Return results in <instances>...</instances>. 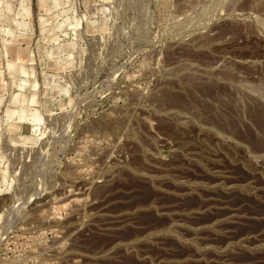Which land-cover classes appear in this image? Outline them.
Segmentation results:
<instances>
[{
    "label": "rangeland",
    "instance_id": "1",
    "mask_svg": "<svg viewBox=\"0 0 264 264\" xmlns=\"http://www.w3.org/2000/svg\"><path fill=\"white\" fill-rule=\"evenodd\" d=\"M0 6V264H264V0Z\"/></svg>",
    "mask_w": 264,
    "mask_h": 264
},
{
    "label": "bare ground",
    "instance_id": "2",
    "mask_svg": "<svg viewBox=\"0 0 264 264\" xmlns=\"http://www.w3.org/2000/svg\"><path fill=\"white\" fill-rule=\"evenodd\" d=\"M64 1L65 0H56V2H58V4L61 2V3H64ZM0 3H1V0H0ZM4 4V3H3ZM1 7V6H0ZM2 10H3V8H2ZM1 10V11H2ZM16 13V12H15ZM74 23V22H73ZM65 24V23H64ZM68 27V26H67ZM73 28V27H72ZM75 28V27H74ZM5 31H6V34H10L12 31H11V29H9L8 27H6L5 28ZM72 32V31H71ZM75 33V32H74ZM73 33V34H74ZM62 34V33H61ZM76 35V34H75ZM74 35V36H75ZM64 36H65V34H64ZM68 36H66V38H67ZM63 38V37H62ZM65 38V37H64ZM69 38V37H68ZM8 47L6 46V48L5 49H7ZM20 60L18 59V60H13L12 61V63L11 64H16L15 62H19ZM17 70L19 71V73H21V75H23L24 73H26V69L25 68H22L21 66H19L18 68H17ZM19 81H18V83H16L17 85H16V87H19V88H25L26 87V84L28 83V80L24 77V76H22L21 78H19L18 79ZM31 131H32V137H31V139H32V141L34 142L35 140H37L38 139V136H39V130H38V127L36 126V125H32V127H31Z\"/></svg>",
    "mask_w": 264,
    "mask_h": 264
}]
</instances>
